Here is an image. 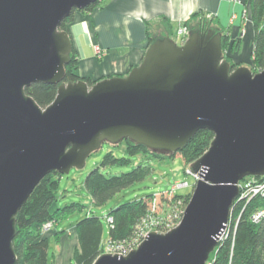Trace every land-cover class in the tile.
<instances>
[{
    "label": "water",
    "instance_id": "95a60500",
    "mask_svg": "<svg viewBox=\"0 0 264 264\" xmlns=\"http://www.w3.org/2000/svg\"><path fill=\"white\" fill-rule=\"evenodd\" d=\"M98 0H0V264H16V215L46 175L84 166L103 143L130 139L181 150L209 130L208 149L180 223L150 232L127 255L92 264H205L220 243L245 177L264 176V70L229 71L218 34L151 43L138 66L89 86L65 83L72 40L61 24ZM58 85L42 109L25 93Z\"/></svg>",
    "mask_w": 264,
    "mask_h": 264
},
{
    "label": "trees",
    "instance_id": "16d2710c",
    "mask_svg": "<svg viewBox=\"0 0 264 264\" xmlns=\"http://www.w3.org/2000/svg\"><path fill=\"white\" fill-rule=\"evenodd\" d=\"M100 2L101 0H98L82 11H89ZM249 4L254 29L252 68L250 70L257 73L264 70V0H249ZM74 12L64 20L60 30L68 31V24L72 20ZM188 22L189 19L184 25L190 29ZM207 31L208 28L203 23L195 29H190V34L193 32L206 33ZM212 33L219 35L222 59L229 64V71H233L240 65L234 63L226 55L229 35ZM155 40L150 39L148 46ZM77 70L78 60L75 51L72 49L71 59L65 66L66 74L63 82L70 83L82 79L89 86L95 83L89 78L80 77ZM57 88L58 85L36 83L25 88V93L44 109L53 102ZM212 139L213 133L211 131L199 130L181 150L174 153L169 152L168 158L173 159L179 155L185 164H192L208 149ZM121 141L116 146L125 143L127 153L135 156L141 155L142 160L129 172L106 176L102 173L101 168L129 163L124 158H116L112 152L106 153L99 166L90 170L84 179V188L95 206L104 205L116 193L148 177L153 171L152 162L154 158H167L151 151L153 149L134 143L130 139ZM60 178L61 175L56 172L44 176L18 211L16 234L13 239V248L17 258L16 264H48L49 240L42 235V226L49 220L58 222L61 218L84 208L81 203H70L61 207L57 205ZM256 178L259 180L261 177ZM190 196L191 193L182 196L171 193V191H165L118 205L107 214V218H112L108 240L125 241L131 239L136 234L143 219L151 211L154 210V213H157L163 203L174 204V201L181 197L186 204ZM261 203L260 197L256 196L248 202L240 201L234 205L230 216L231 228L228 236L212 252L209 257V264H264V216L258 222L251 220V215ZM75 232L78 245L72 257L74 264H92L103 253V224L101 219L94 215H86L75 223ZM61 233L63 231L56 232L54 235Z\"/></svg>",
    "mask_w": 264,
    "mask_h": 264
},
{
    "label": "crops",
    "instance_id": "0c3cea01",
    "mask_svg": "<svg viewBox=\"0 0 264 264\" xmlns=\"http://www.w3.org/2000/svg\"><path fill=\"white\" fill-rule=\"evenodd\" d=\"M188 19L190 29L204 23L208 31L228 34L226 55L240 66H252L254 29L249 0H101L89 11H75L68 24L77 73L92 81L126 76L142 61L150 39L183 42L178 29ZM56 232L54 228L44 234L48 240L53 236L59 246L52 264H68L78 245L75 226L67 235ZM70 234H74L72 240L67 238Z\"/></svg>",
    "mask_w": 264,
    "mask_h": 264
},
{
    "label": "rangeland",
    "instance_id": "374dc122",
    "mask_svg": "<svg viewBox=\"0 0 264 264\" xmlns=\"http://www.w3.org/2000/svg\"><path fill=\"white\" fill-rule=\"evenodd\" d=\"M184 26L188 29L186 25H182L181 27ZM188 31L190 35V30L188 29ZM173 42L177 45H181L185 42V40L183 39L182 42V40L180 39H174ZM250 68H252V66ZM94 82L96 83L97 81ZM116 145H118V143H103L97 151L89 155L82 168L80 169L73 168L69 171L68 174L61 175V178L59 180L57 205L61 207L65 204L81 203L84 205V208L78 209L74 213H71L61 218L58 222H55L53 220L47 221V222H52L50 227L51 229L45 230L44 228H42L41 230L42 235L51 233L54 230V228L58 232L65 231L67 235L69 233V230L75 226V223L78 220L82 219L86 215H94L99 217L103 224L102 245L104 246L108 241L109 226L107 223V214L110 212L111 209H114L118 205L126 203L128 201L139 199L141 197L150 194H159L165 191H171V193L173 192L176 195H182V196L192 193L193 186L195 184V178L191 174H187V170L192 171L191 170L192 164H185V162L179 155H176L173 159H169L168 155L170 153L168 151L151 150L167 158L164 159L154 158L153 159L154 161L152 162L153 171L148 177L116 193L104 205L101 206L93 205L90 196L87 194L84 188V179L90 170L99 166L101 160L103 159L106 153L112 152L116 158H124L126 162H129L122 165L116 164L101 168L102 173H104L106 176L120 175L122 173L129 172L132 169H134L142 160L141 155H137V156L129 155L126 151L125 143H122L119 146ZM181 182H186L188 186L183 188L173 189L174 185ZM241 182L244 184L247 183V180H243ZM186 205L187 203L185 204L183 202L182 197L177 198L174 201V204L163 203L159 211L155 213L156 216L154 217V219L157 220L164 219L173 229L181 221L179 216L178 218H175V216L173 217V215L180 212L183 213ZM172 217L175 219H173ZM171 218L173 220H171ZM154 219H150L149 222L144 224L146 232L147 231L148 233L156 232L151 229V227H153L152 225L155 223ZM163 226L165 225L162 224L161 222L159 225V230ZM157 233H161V232H157ZM67 238H70L72 240L74 238V234H70V236L69 237L67 236ZM58 247L59 246L57 245L53 236H50L49 250H48V264H52L53 254H55V252L58 251ZM62 249L63 247L61 243V251ZM66 250H67V246H64L65 253ZM68 264H74L72 258H70Z\"/></svg>",
    "mask_w": 264,
    "mask_h": 264
},
{
    "label": "built area",
    "instance_id": "2783aa9c",
    "mask_svg": "<svg viewBox=\"0 0 264 264\" xmlns=\"http://www.w3.org/2000/svg\"><path fill=\"white\" fill-rule=\"evenodd\" d=\"M233 1L236 2L237 0H233ZM178 32H179L178 34H180L184 40H186L189 36V31L185 26L181 27ZM187 174H191L195 178V181H196V179H197L196 174H194L190 170H187ZM243 180H247V183L243 184L241 182ZM243 180H241L238 183L239 195H238L237 199L235 200L234 205L240 201L248 202L250 199H252L256 196H259L262 203H261V205L258 206L257 210H255V212H253V214L251 215L252 222H258L264 216V176L261 177L259 180H257L256 177H252V176L245 177ZM187 186H188V184L186 182H181V183H177L176 185H174L173 189L183 188V187H187ZM234 205H233V207H234ZM233 207H232V210H233ZM155 216H156V214L154 213V210L151 211L143 219V221L141 222V224L137 228L136 234L131 239L125 240V241H109L108 240L106 242V244L103 246V253H110V254H117V255L125 256L129 252H131L132 250L136 249L139 246V244L148 235V231L147 232L145 231L144 224L149 222L150 219H154ZM174 216H175V218H178V216H179V218L182 219L183 213L182 212L176 213L175 215H173V217ZM172 218H171V220L175 219V218H173V219ZM171 220H170V222H171ZM154 221H155V223L152 225L153 227H151V229L156 231V232L165 233V232L172 229V227L164 219H159V220L154 219ZM161 222L165 226L161 227L159 230V225ZM107 223H108V226L111 227L112 218L108 217ZM51 224H52V222H46V223H44L42 228H44L45 230H50ZM230 228H231V222L229 219L226 231L223 234V236L221 237L220 243H221V241L224 240V238H226L228 236ZM234 228H235V226H234ZM205 264H209V259L207 260V262Z\"/></svg>",
    "mask_w": 264,
    "mask_h": 264
}]
</instances>
